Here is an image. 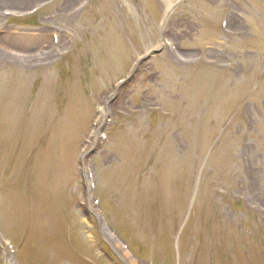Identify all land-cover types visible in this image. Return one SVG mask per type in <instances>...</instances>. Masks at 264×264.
<instances>
[{
    "label": "rangeland",
    "instance_id": "374dc122",
    "mask_svg": "<svg viewBox=\"0 0 264 264\" xmlns=\"http://www.w3.org/2000/svg\"><path fill=\"white\" fill-rule=\"evenodd\" d=\"M136 1L0 0V264L9 239L17 264H111L80 202L152 264H264V0ZM42 2L38 20L2 19ZM58 19L70 27L55 44ZM159 33L177 52L141 61L91 151L96 105ZM77 154L93 175L88 195ZM164 214L178 258L149 253Z\"/></svg>",
    "mask_w": 264,
    "mask_h": 264
},
{
    "label": "bare ground",
    "instance_id": "6f19581e",
    "mask_svg": "<svg viewBox=\"0 0 264 264\" xmlns=\"http://www.w3.org/2000/svg\"><path fill=\"white\" fill-rule=\"evenodd\" d=\"M2 1H4V0H2ZM232 20H235V18H234V17H232ZM39 34L41 35V37H44V36H45V33H44V32H40ZM123 262L125 263V261H124V260H123Z\"/></svg>",
    "mask_w": 264,
    "mask_h": 264
}]
</instances>
